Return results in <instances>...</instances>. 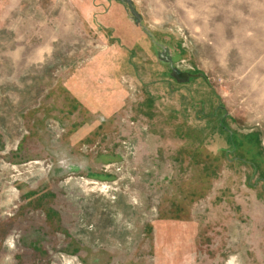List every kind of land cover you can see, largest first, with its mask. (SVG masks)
Returning <instances> with one entry per match:
<instances>
[{
	"label": "rangeland",
	"instance_id": "1",
	"mask_svg": "<svg viewBox=\"0 0 264 264\" xmlns=\"http://www.w3.org/2000/svg\"><path fill=\"white\" fill-rule=\"evenodd\" d=\"M0 264H264V0H0Z\"/></svg>",
	"mask_w": 264,
	"mask_h": 264
},
{
	"label": "flooded vegetation",
	"instance_id": "2",
	"mask_svg": "<svg viewBox=\"0 0 264 264\" xmlns=\"http://www.w3.org/2000/svg\"><path fill=\"white\" fill-rule=\"evenodd\" d=\"M171 64V63H170ZM172 72H173V76H174V78L176 79V80H186V78L185 77H182L181 75H180V73H179V71L178 70H176V69H174V68H172Z\"/></svg>",
	"mask_w": 264,
	"mask_h": 264
}]
</instances>
